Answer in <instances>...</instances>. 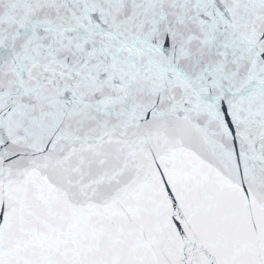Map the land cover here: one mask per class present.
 I'll return each mask as SVG.
<instances>
[{
  "label": "snow or ice",
  "instance_id": "6c2138e0",
  "mask_svg": "<svg viewBox=\"0 0 264 264\" xmlns=\"http://www.w3.org/2000/svg\"><path fill=\"white\" fill-rule=\"evenodd\" d=\"M0 264H264V0H0Z\"/></svg>",
  "mask_w": 264,
  "mask_h": 264
}]
</instances>
